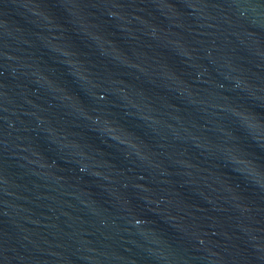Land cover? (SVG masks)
Here are the masks:
<instances>
[{
  "label": "water",
  "instance_id": "95a60500",
  "mask_svg": "<svg viewBox=\"0 0 264 264\" xmlns=\"http://www.w3.org/2000/svg\"><path fill=\"white\" fill-rule=\"evenodd\" d=\"M0 264H264V0H0Z\"/></svg>",
  "mask_w": 264,
  "mask_h": 264
}]
</instances>
